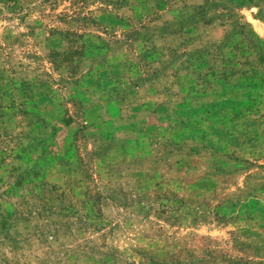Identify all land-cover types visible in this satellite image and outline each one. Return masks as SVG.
<instances>
[{
    "label": "rangeland",
    "instance_id": "374dc122",
    "mask_svg": "<svg viewBox=\"0 0 264 264\" xmlns=\"http://www.w3.org/2000/svg\"><path fill=\"white\" fill-rule=\"evenodd\" d=\"M0 264H264V0H0Z\"/></svg>",
    "mask_w": 264,
    "mask_h": 264
}]
</instances>
